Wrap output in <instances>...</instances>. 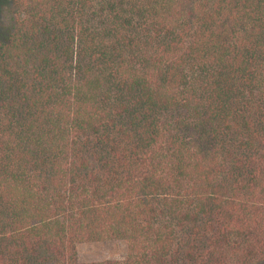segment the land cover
I'll return each instance as SVG.
<instances>
[{
  "label": "trees",
  "instance_id": "16d2710c",
  "mask_svg": "<svg viewBox=\"0 0 264 264\" xmlns=\"http://www.w3.org/2000/svg\"><path fill=\"white\" fill-rule=\"evenodd\" d=\"M0 264H264V0H0Z\"/></svg>",
  "mask_w": 264,
  "mask_h": 264
},
{
  "label": "rangeland",
  "instance_id": "374dc122",
  "mask_svg": "<svg viewBox=\"0 0 264 264\" xmlns=\"http://www.w3.org/2000/svg\"><path fill=\"white\" fill-rule=\"evenodd\" d=\"M0 15L4 17L3 12ZM77 253L81 263H101L107 261L121 262L127 257L126 245L119 241L104 243H82L77 246Z\"/></svg>",
  "mask_w": 264,
  "mask_h": 264
}]
</instances>
